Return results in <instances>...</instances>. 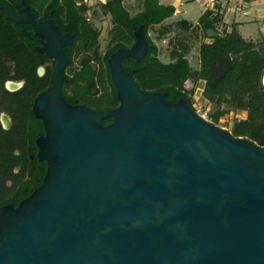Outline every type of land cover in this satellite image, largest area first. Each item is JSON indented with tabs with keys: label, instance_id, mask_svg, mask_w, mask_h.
<instances>
[{
	"label": "water",
	"instance_id": "obj_1",
	"mask_svg": "<svg viewBox=\"0 0 264 264\" xmlns=\"http://www.w3.org/2000/svg\"><path fill=\"white\" fill-rule=\"evenodd\" d=\"M53 27L55 80L33 103L46 173L0 205V264H264V145L138 85L122 61L147 53L144 24L108 58L119 104L68 101Z\"/></svg>",
	"mask_w": 264,
	"mask_h": 264
},
{
	"label": "trees",
	"instance_id": "obj_2",
	"mask_svg": "<svg viewBox=\"0 0 264 264\" xmlns=\"http://www.w3.org/2000/svg\"><path fill=\"white\" fill-rule=\"evenodd\" d=\"M64 3L78 16V21L84 19L86 2L81 6L76 4V0H64ZM143 4L142 11L130 16L121 0H117L121 14L115 13L120 25H130V22L145 24L149 48L145 57L139 62L135 61L134 68L130 69L138 85L147 90H162L171 101L185 98L195 108L190 89L186 87L187 79L194 72L205 80L204 93L209 99L224 98L235 107L248 111L247 117L240 119L231 132L264 145V36L260 41L247 39L235 27L218 32L221 17L212 11H205L199 23L212 40L201 44L199 68L193 70L188 57L179 50L171 52L172 60L162 62L157 55V44L147 32L150 25L162 22L173 10L159 0H143ZM181 23L184 26L190 24L186 19H182ZM117 46L112 47L108 55ZM5 92L8 96L3 95L6 99L4 102L9 108L16 105L19 110L20 95L6 89ZM117 101L116 96L114 99L106 98L101 108H108ZM27 110L30 120L24 126L25 131L22 126L4 128L0 123V205H17L42 183L46 173L47 162L37 157L35 142L36 137L45 132L44 124L32 109ZM111 121V116L104 119L105 123ZM30 152L35 155L34 161ZM32 161L43 166L39 173L30 170ZM16 167H19L18 171Z\"/></svg>",
	"mask_w": 264,
	"mask_h": 264
},
{
	"label": "flooded vegetation",
	"instance_id": "obj_3",
	"mask_svg": "<svg viewBox=\"0 0 264 264\" xmlns=\"http://www.w3.org/2000/svg\"><path fill=\"white\" fill-rule=\"evenodd\" d=\"M0 2L6 4L0 6V97H2L0 103L6 100L5 96H8L6 89L19 94L27 109L29 108L27 98L30 97V109L33 111L35 97L52 85L58 58L48 54L47 50H50L51 44L53 47L62 44V39L45 33L51 32L54 25H56V33L65 37L62 47L67 61L61 89L63 96L72 103L86 104L94 108H101L106 98L114 99L115 96L118 98L108 58L118 47L131 46L136 39L135 30L144 23L130 22V25H120L115 16V13L121 14L116 5L117 0H107L105 1L107 8H100L101 13L108 15L112 21L109 27V45L102 52L91 48L89 33H82L91 16L84 13V19L78 21V16L67 8L64 0H0ZM76 4L81 6L84 1H76ZM7 5L11 6L20 20L9 16ZM137 13H130V16ZM147 33L149 34V30ZM81 39L84 40L82 44ZM115 45H118L117 48L108 55ZM135 61L139 62L132 56L124 57L122 66L130 72V69L134 68ZM8 82L17 84L16 88L11 89ZM118 104L119 98L117 103L110 107ZM27 109L23 116L26 124L30 120ZM3 113L8 115L7 112L0 111L2 125H4ZM37 152L38 148L36 154ZM30 157L34 161V153L30 152ZM33 161L30 170L39 173L43 166Z\"/></svg>",
	"mask_w": 264,
	"mask_h": 264
},
{
	"label": "rangeland",
	"instance_id": "obj_4",
	"mask_svg": "<svg viewBox=\"0 0 264 264\" xmlns=\"http://www.w3.org/2000/svg\"><path fill=\"white\" fill-rule=\"evenodd\" d=\"M76 1L87 2V10L89 9L88 12H90L89 15L91 16V20H88L87 24H85L82 33H89L91 48L98 50V52H102L109 45V27L112 22L108 15H103L100 11V8L106 7L105 1L107 0ZM183 2L184 3L180 13L173 12L162 22L150 25L149 34L157 44V55L162 62L172 60L171 52L173 50H179L188 57L192 65V69L195 70L200 66L201 44L211 41L212 37L201 27L200 23H190L188 26H184L181 23V16H184L189 20L196 21L205 10L204 7L200 5L198 0H183ZM257 6L264 7V1L253 4V10L250 12V9H248V14L251 13L250 15L245 14L240 17L245 21V23H243V25L239 28L240 32H242V34L248 39H255L257 35L261 33L260 29L264 18L258 17L254 12ZM131 8L133 9V6ZM227 20L230 21L232 19L228 18ZM224 22L225 20L219 23L218 32H223V25L226 24H224ZM209 32L212 31L210 30ZM263 36L264 34L262 33L256 41L262 40ZM83 41L84 40L81 39L80 43L82 44ZM186 87L187 89H190L193 105L196 110L215 123L227 127L230 131H232L234 125L240 119L247 117L248 111L246 109L237 108L224 98L215 100L209 99L204 93L205 80L199 78L194 72L187 79ZM29 98L30 97L27 99L29 100L28 105L30 108L31 104ZM1 99L2 97H0V100ZM18 108L19 110L16 105L9 108L5 102L0 103V111L7 112L11 119L10 127L18 125L19 127L22 126V128H24L26 123L23 116L27 107L25 106V102H23V100H21L20 107ZM2 126L4 127V125ZM25 130L26 128H24V131ZM18 170L19 167H16V171Z\"/></svg>",
	"mask_w": 264,
	"mask_h": 264
},
{
	"label": "crops",
	"instance_id": "obj_5",
	"mask_svg": "<svg viewBox=\"0 0 264 264\" xmlns=\"http://www.w3.org/2000/svg\"><path fill=\"white\" fill-rule=\"evenodd\" d=\"M89 1V0H87ZM161 3L163 4H168L172 7V10L173 12L175 13H180L181 10H182V5H183V0H159ZM264 0H255L254 2L255 3H258V2H262ZM92 2V1H91ZM90 2V3H91ZM95 2V1H94ZM122 4L127 8V10L131 13V14H134V13H137L139 11H141L143 8H144V4H143V0H121ZM253 2V4H255ZM93 3V2H92ZM253 4L252 6H250V12L251 10H253ZM133 6V9L131 7ZM89 10V9H88ZM87 12L85 14L89 15L90 12ZM249 12V10H248ZM254 12L256 13V15L258 17H263L264 18V7L263 6H257L254 10ZM204 13V11L202 12V14ZM201 14V15H202ZM248 14V13H247ZM251 14V13H250ZM248 14V15H250ZM200 15V16H201ZM199 16V18H200ZM182 18L181 19H186L189 23H199V18L196 20V21H192V20H189L188 18L184 17V16H181ZM167 18V17H166ZM248 18V17H247ZM262 22V21H261ZM226 23V24H225ZM243 23H245V21L242 19H239V21H235V20H225L224 24L223 25V31H229L231 30L233 27L237 28L239 31H240V26L243 25ZM219 29V28H218ZM261 33L259 35H257V37L255 39H252V40H256L260 35H262V33L264 34V20H263V23L261 25ZM242 34V32H241ZM243 35V34H242ZM244 36V35H243ZM245 37V36H244ZM246 38V37H245ZM248 39V38H247Z\"/></svg>",
	"mask_w": 264,
	"mask_h": 264
},
{
	"label": "built area",
	"instance_id": "obj_6",
	"mask_svg": "<svg viewBox=\"0 0 264 264\" xmlns=\"http://www.w3.org/2000/svg\"><path fill=\"white\" fill-rule=\"evenodd\" d=\"M205 11H212L221 17L218 25L223 20L231 18L239 21L240 17L248 13L249 7L255 0H198Z\"/></svg>",
	"mask_w": 264,
	"mask_h": 264
},
{
	"label": "bare ground",
	"instance_id": "obj_7",
	"mask_svg": "<svg viewBox=\"0 0 264 264\" xmlns=\"http://www.w3.org/2000/svg\"><path fill=\"white\" fill-rule=\"evenodd\" d=\"M10 84V83H9Z\"/></svg>",
	"mask_w": 264,
	"mask_h": 264
}]
</instances>
